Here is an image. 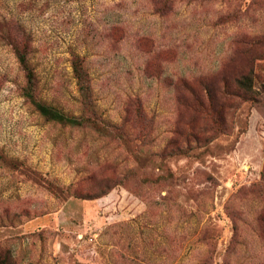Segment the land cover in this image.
Wrapping results in <instances>:
<instances>
[{
	"label": "rangeland",
	"instance_id": "rangeland-1",
	"mask_svg": "<svg viewBox=\"0 0 264 264\" xmlns=\"http://www.w3.org/2000/svg\"><path fill=\"white\" fill-rule=\"evenodd\" d=\"M256 35L264 0H0V264H264Z\"/></svg>",
	"mask_w": 264,
	"mask_h": 264
},
{
	"label": "trees",
	"instance_id": "trees-1",
	"mask_svg": "<svg viewBox=\"0 0 264 264\" xmlns=\"http://www.w3.org/2000/svg\"><path fill=\"white\" fill-rule=\"evenodd\" d=\"M264 38V35H256L252 37L251 43L254 44L256 42L261 41ZM251 44V45H252ZM16 56L19 64L22 66L26 73L27 83L23 89V94L35 105L36 109L40 112L41 115L45 117L47 120L56 121L65 125H84L86 124V120L83 116H68L64 114L57 108H54L50 105H47L36 98H34L32 91L34 88V77L33 71L27 61V46L23 45V47H15ZM257 59H260L257 57ZM253 63V62H252ZM255 66V60H254ZM72 69L74 76L76 78L79 89L84 93H89L88 79L87 73L83 67L81 58L79 56H75L72 60ZM254 78L253 68L251 67L247 73L238 75L235 77V90L232 92V95L237 98L242 99H254V89L252 85V79ZM86 102V99H85ZM88 102V100H87ZM198 139V138H196ZM211 254L206 253L202 256L200 264H212ZM219 264H230V254L225 253L224 259Z\"/></svg>",
	"mask_w": 264,
	"mask_h": 264
}]
</instances>
